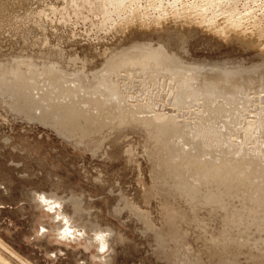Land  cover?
I'll return each instance as SVG.
<instances>
[{
    "label": "rangeland",
    "instance_id": "374dc122",
    "mask_svg": "<svg viewBox=\"0 0 264 264\" xmlns=\"http://www.w3.org/2000/svg\"><path fill=\"white\" fill-rule=\"evenodd\" d=\"M101 1L0 0V240L29 264H175L174 246L167 244L168 250L164 249L155 231L173 236L164 215L188 206L169 202L154 191L142 132L123 129L124 136L111 137L95 156L63 138L50 121L27 120L6 106L41 86L47 93L42 105L62 102L53 79L71 85L81 74L99 72L111 57L138 44L162 43L173 60L208 69L244 66L250 71L246 76L253 75L252 66L260 63L258 54L264 47L246 48L244 35L222 39L202 32L195 23L180 28L166 21L148 29L138 23L119 25L116 16L107 18L99 12L96 6ZM139 5L144 8L146 3ZM149 12L148 22L158 16ZM162 36H185L188 41L183 49L176 40ZM257 79L252 87L257 89L256 97L263 98L264 78ZM133 85L142 92L137 81ZM239 162L244 174L238 176L252 174L246 182L263 186L259 174L246 161ZM222 210L237 212L242 206L234 202L228 208L217 207V214ZM196 213L206 221L209 218L207 207L198 206ZM189 230L190 237L181 240L189 248H181L180 256L199 251L201 264H262L243 255L227 263L215 262L195 241L197 230ZM3 257L7 264H21L8 253L3 252Z\"/></svg>",
    "mask_w": 264,
    "mask_h": 264
},
{
    "label": "bare ground",
    "instance_id": "6f19581e",
    "mask_svg": "<svg viewBox=\"0 0 264 264\" xmlns=\"http://www.w3.org/2000/svg\"><path fill=\"white\" fill-rule=\"evenodd\" d=\"M142 1L144 8L139 5ZM96 7L103 16L114 15L126 26L138 23L148 29L166 21L177 27L195 23L202 32L222 39H242L233 35H244L248 37L242 42L246 48L264 47V0H102ZM149 10L158 13L151 22L147 21ZM160 39L176 40L183 49L188 41L185 36ZM166 50L162 43L134 45L130 51L111 57L99 72L81 74L70 81L71 85L64 87L65 79H53L56 87H52L62 102L42 105L47 93L41 86L35 93L18 96L16 105L12 101L6 107L30 121H50L49 126L63 138L95 156L111 137L124 136L126 129L142 132L154 191L169 202L188 206L164 215L173 236L155 231L164 249L167 244L174 246L175 264H201L199 251L179 254L187 243H182V237L189 229L197 230L195 241L215 262L227 263L243 255L264 264V96L256 97L257 89L252 87L257 78L263 81L264 52L258 54L260 63L252 66L253 75L246 76L250 71L244 66L208 69L202 64L175 61ZM134 81L142 92L133 88ZM243 160L259 174L263 186L246 182L252 180V174L238 176L244 174L239 162ZM234 202L242 210L217 214V207L228 208ZM198 206L209 208L207 221L196 213ZM3 252L29 264L0 240V263L7 264Z\"/></svg>",
    "mask_w": 264,
    "mask_h": 264
}]
</instances>
